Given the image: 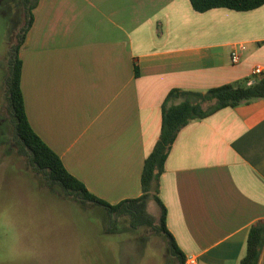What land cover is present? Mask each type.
<instances>
[{
  "label": "crops",
  "instance_id": "crops-1",
  "mask_svg": "<svg viewBox=\"0 0 264 264\" xmlns=\"http://www.w3.org/2000/svg\"><path fill=\"white\" fill-rule=\"evenodd\" d=\"M33 15L19 54L29 124L110 205L142 195L171 91L253 83L264 71V5L198 13L190 0H39ZM160 198L186 264H239L249 229L264 221V98L184 127Z\"/></svg>",
  "mask_w": 264,
  "mask_h": 264
},
{
  "label": "rangeland",
  "instance_id": "rangeland-1",
  "mask_svg": "<svg viewBox=\"0 0 264 264\" xmlns=\"http://www.w3.org/2000/svg\"><path fill=\"white\" fill-rule=\"evenodd\" d=\"M24 26L22 0H0V264H180L162 234L67 196L16 154L4 82ZM148 210L159 217L154 201Z\"/></svg>",
  "mask_w": 264,
  "mask_h": 264
},
{
  "label": "trees",
  "instance_id": "trees-1",
  "mask_svg": "<svg viewBox=\"0 0 264 264\" xmlns=\"http://www.w3.org/2000/svg\"><path fill=\"white\" fill-rule=\"evenodd\" d=\"M25 11V26L18 35V41L7 64L5 94L7 111L13 127V146L19 157L27 159L28 165L52 187L59 186L67 196L82 204L90 203L104 208L110 217H125L134 229L146 226L162 234L169 241V250L180 264L186 258L166 226L167 209L160 198L161 177L173 144L181 130L193 121L205 119L224 108H235L264 98V74L251 85L247 81L226 84L205 92L175 89L171 91L162 106V126L159 140L146 158L142 171V195L116 205L90 194L86 187L71 175L58 155L34 132L29 124L21 87L22 61L20 49L34 22L33 11L39 0H22ZM198 13L225 8L237 12H248L264 5V0H190ZM182 99L179 104L175 100ZM154 201L160 209L159 217L148 210ZM264 251V221L251 226L246 241V252L239 264H259Z\"/></svg>",
  "mask_w": 264,
  "mask_h": 264
},
{
  "label": "built area",
  "instance_id": "built-area-1",
  "mask_svg": "<svg viewBox=\"0 0 264 264\" xmlns=\"http://www.w3.org/2000/svg\"><path fill=\"white\" fill-rule=\"evenodd\" d=\"M245 51H246L245 45L240 44V45L236 46L231 52L232 64H234V65L239 64L241 62L243 53ZM253 73L255 76H261L262 74H264V71L262 68L256 67ZM251 84H252V82L249 83V85H251ZM189 264H195V262L190 261Z\"/></svg>",
  "mask_w": 264,
  "mask_h": 264
}]
</instances>
